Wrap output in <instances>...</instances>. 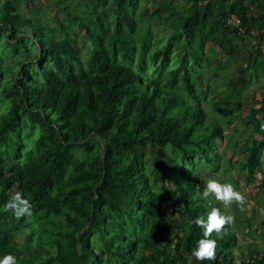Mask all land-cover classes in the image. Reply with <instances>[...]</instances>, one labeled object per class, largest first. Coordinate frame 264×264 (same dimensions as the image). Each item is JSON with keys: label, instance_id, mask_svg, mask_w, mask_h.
Masks as SVG:
<instances>
[{"label": "trees", "instance_id": "trees-1", "mask_svg": "<svg viewBox=\"0 0 264 264\" xmlns=\"http://www.w3.org/2000/svg\"><path fill=\"white\" fill-rule=\"evenodd\" d=\"M142 1L0 0V100L7 104L0 110V258L264 264V252L229 254L226 239H237L231 231L210 237L217 240L213 260L192 256L203 238L195 220L210 211L197 175L219 170L225 136L202 104L204 73L195 66L209 60V42L234 57L254 25L264 41V0H188L184 10L171 8L165 18L177 30L154 51L151 41L139 39ZM43 5L56 7V25L42 18ZM232 15L242 29L227 23ZM181 37V62L168 68ZM245 60L243 79L231 85L220 111L230 123L241 87L264 75L262 49L255 61ZM259 111L252 105L244 119L253 129L245 142L250 181L263 163ZM35 131L26 144L25 135ZM14 192L30 200L32 217L17 220L3 211Z\"/></svg>", "mask_w": 264, "mask_h": 264}, {"label": "rangeland", "instance_id": "rangeland-1", "mask_svg": "<svg viewBox=\"0 0 264 264\" xmlns=\"http://www.w3.org/2000/svg\"><path fill=\"white\" fill-rule=\"evenodd\" d=\"M187 2L188 0H143L136 13L139 22L140 41L141 39L151 41L153 51L168 45L171 35L177 29L172 25V19L167 20L165 17L171 8L184 10ZM42 10V18L48 23L56 25L58 21L55 14H59L56 7L43 5ZM157 11L161 12L159 17L155 16V14L153 15ZM79 33L81 43L85 46L87 41L83 34ZM261 37V29L258 25H254L253 36H248L246 40L238 44L237 54L234 57H230L212 42H209L205 50L209 60L205 59V62L195 66V69L204 73L203 86H198L202 104L207 110L209 118L212 120L211 122L223 126L225 135L219 148L222 156V164H220L219 170L213 174L209 169L208 173L202 175L203 177H198L197 175L198 184L202 187L204 178H206L205 181L217 179L221 183H232L246 197V204L243 208L233 204L227 210V214L233 215L235 220L232 225L226 227L225 233L234 232L237 235V239L231 236L227 238L224 248L229 254H233L236 257L264 252V143L261 145L262 167L256 170L252 181H250L248 174L245 172L247 154L245 142L251 139L250 134H252L253 129L246 125L244 120L252 105L260 107L259 117L264 119V102H262L264 96V75L261 74L258 81H250L249 87H241V93L237 94L238 99L234 103V107L237 106L238 108V113L233 123L227 121L223 115L221 116L220 111L224 109L222 108L223 100L227 96L231 85L243 79L241 73L246 66L245 59L252 55L253 61H255L259 50L262 49L264 51V41L260 40ZM184 42V37L174 40V53L167 64L168 68H173L180 64L181 56L185 51ZM157 63H160V60ZM152 64L151 67L155 63L153 62ZM189 64H192L191 59ZM5 105L7 104L0 100V107H4L0 109L1 111L5 110ZM37 133L38 131H35L28 137L25 135V140L27 139L25 143L32 145ZM230 158L232 163L229 162ZM217 163L219 165V162ZM201 190L199 191L200 194ZM205 201L207 208H210V210L213 207H219L222 211H226L223 205L216 201L214 197H209ZM28 231V229H24L17 234L20 242L25 240Z\"/></svg>", "mask_w": 264, "mask_h": 264}, {"label": "clouds", "instance_id": "clouds-1", "mask_svg": "<svg viewBox=\"0 0 264 264\" xmlns=\"http://www.w3.org/2000/svg\"><path fill=\"white\" fill-rule=\"evenodd\" d=\"M204 200L214 197L219 201L226 211L219 207H213L207 213V219L197 217L195 223L203 229V238L197 241L196 247L192 251V256L199 261L213 260L217 248V240L211 239L213 233L222 237L227 226L234 223L235 217L227 214V210L233 204L243 208L246 204L245 195L236 189L232 183H221L217 179H208L201 190ZM4 212H12L16 219L30 218L33 216V206L30 200L26 199L21 192H14L10 199L3 206ZM0 264H18L14 254L8 253L0 258Z\"/></svg>", "mask_w": 264, "mask_h": 264}, {"label": "built area", "instance_id": "built-area-1", "mask_svg": "<svg viewBox=\"0 0 264 264\" xmlns=\"http://www.w3.org/2000/svg\"><path fill=\"white\" fill-rule=\"evenodd\" d=\"M227 23L229 25L236 26V27H239L240 29H242V27H241V20L236 15H232L231 17H229L227 19Z\"/></svg>", "mask_w": 264, "mask_h": 264}, {"label": "crops", "instance_id": "crops-1", "mask_svg": "<svg viewBox=\"0 0 264 264\" xmlns=\"http://www.w3.org/2000/svg\"><path fill=\"white\" fill-rule=\"evenodd\" d=\"M239 257H243V256H239Z\"/></svg>", "mask_w": 264, "mask_h": 264}]
</instances>
